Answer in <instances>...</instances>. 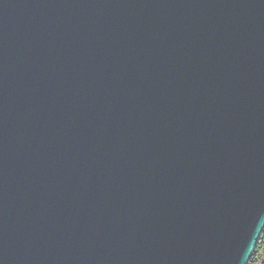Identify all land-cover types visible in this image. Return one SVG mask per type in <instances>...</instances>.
<instances>
[{
  "label": "water",
  "instance_id": "obj_1",
  "mask_svg": "<svg viewBox=\"0 0 264 264\" xmlns=\"http://www.w3.org/2000/svg\"><path fill=\"white\" fill-rule=\"evenodd\" d=\"M264 227V0H0V264H247Z\"/></svg>",
  "mask_w": 264,
  "mask_h": 264
},
{
  "label": "trees",
  "instance_id": "obj_2",
  "mask_svg": "<svg viewBox=\"0 0 264 264\" xmlns=\"http://www.w3.org/2000/svg\"><path fill=\"white\" fill-rule=\"evenodd\" d=\"M247 264H264V227Z\"/></svg>",
  "mask_w": 264,
  "mask_h": 264
}]
</instances>
